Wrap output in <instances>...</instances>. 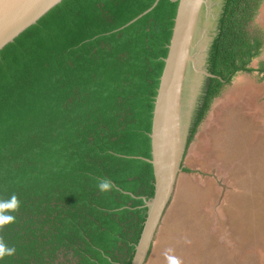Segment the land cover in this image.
Listing matches in <instances>:
<instances>
[{"label":"trees","instance_id":"trees-1","mask_svg":"<svg viewBox=\"0 0 264 264\" xmlns=\"http://www.w3.org/2000/svg\"><path fill=\"white\" fill-rule=\"evenodd\" d=\"M155 1L63 0L0 50V264H130L178 2L128 23ZM263 5L226 1L188 145L234 76L255 70Z\"/></svg>","mask_w":264,"mask_h":264},{"label":"rangeland","instance_id":"rangeland-1","mask_svg":"<svg viewBox=\"0 0 264 264\" xmlns=\"http://www.w3.org/2000/svg\"><path fill=\"white\" fill-rule=\"evenodd\" d=\"M262 64L264 47L198 126L145 264H264Z\"/></svg>","mask_w":264,"mask_h":264},{"label":"water","instance_id":"water-1","mask_svg":"<svg viewBox=\"0 0 264 264\" xmlns=\"http://www.w3.org/2000/svg\"><path fill=\"white\" fill-rule=\"evenodd\" d=\"M63 0H0V50ZM128 24L149 12L158 2ZM177 1L172 35L154 100L151 139L154 191L130 264H145L173 196L198 109L205 94L210 52L227 0ZM127 24V25H128Z\"/></svg>","mask_w":264,"mask_h":264},{"label":"clouds","instance_id":"clouds-1","mask_svg":"<svg viewBox=\"0 0 264 264\" xmlns=\"http://www.w3.org/2000/svg\"><path fill=\"white\" fill-rule=\"evenodd\" d=\"M103 187H106V185H104ZM7 251V254H11L12 250L11 249H8L6 250ZM151 252V251H150ZM4 254V250L0 249V255H3Z\"/></svg>","mask_w":264,"mask_h":264}]
</instances>
